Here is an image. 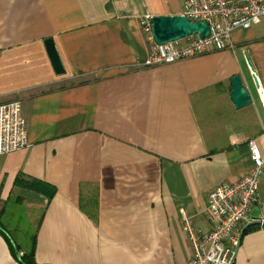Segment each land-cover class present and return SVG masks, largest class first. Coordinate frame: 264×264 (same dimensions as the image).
<instances>
[{
    "label": "crops",
    "instance_id": "0c3cea01",
    "mask_svg": "<svg viewBox=\"0 0 264 264\" xmlns=\"http://www.w3.org/2000/svg\"><path fill=\"white\" fill-rule=\"evenodd\" d=\"M184 3L0 0V105L21 103L29 143L0 156V264H22L34 243L36 264H187L182 212L208 232L210 192L252 169L251 141L264 155V19L235 30L228 49L144 65L142 20L181 15ZM234 76L251 98L241 109ZM260 197L254 216L264 182ZM234 264H264V227L243 235Z\"/></svg>",
    "mask_w": 264,
    "mask_h": 264
},
{
    "label": "built area",
    "instance_id": "2783aa9c",
    "mask_svg": "<svg viewBox=\"0 0 264 264\" xmlns=\"http://www.w3.org/2000/svg\"><path fill=\"white\" fill-rule=\"evenodd\" d=\"M181 15L190 22L207 23L209 35L202 38L199 34H190L163 45L157 44L151 35L150 53L144 65L173 64L212 50L230 48L235 30L250 29L264 19V0H185ZM150 19L142 20L146 33H151ZM28 146L21 103L13 101L0 105V156ZM249 149L252 169L235 183L215 187L208 196V232L196 230L182 212L192 245L187 264H234L245 230L252 225L264 227V212L254 216L255 209L263 206L260 186L264 182V155L254 141L249 143Z\"/></svg>",
    "mask_w": 264,
    "mask_h": 264
},
{
    "label": "water",
    "instance_id": "95a60500",
    "mask_svg": "<svg viewBox=\"0 0 264 264\" xmlns=\"http://www.w3.org/2000/svg\"><path fill=\"white\" fill-rule=\"evenodd\" d=\"M151 35L153 40L160 45L175 42L188 37L190 34H199L204 38L209 35V27L205 22H190L185 16H158L151 17ZM47 52L54 67L56 74L64 72L62 63L52 40L45 42ZM248 67L252 73L253 81L258 90L262 93L261 82L254 70L252 63L247 58ZM232 91L230 98L237 109L248 106L251 98L246 91L240 76H234L230 80ZM243 237V236H242Z\"/></svg>",
    "mask_w": 264,
    "mask_h": 264
},
{
    "label": "trees",
    "instance_id": "16d2710c",
    "mask_svg": "<svg viewBox=\"0 0 264 264\" xmlns=\"http://www.w3.org/2000/svg\"><path fill=\"white\" fill-rule=\"evenodd\" d=\"M16 185L26 188L30 191L36 192L38 194H41L48 198L49 200H52L53 197L56 194V189L52 186L46 185L42 182L36 181V180H25V179H18L16 181ZM258 229V225H252L249 228H247L243 235H247L250 232H253ZM34 253H35V243L32 246V249L25 253L22 257L19 258L20 262L22 264H36L34 260Z\"/></svg>",
    "mask_w": 264,
    "mask_h": 264
},
{
    "label": "rangeland",
    "instance_id": "374dc122",
    "mask_svg": "<svg viewBox=\"0 0 264 264\" xmlns=\"http://www.w3.org/2000/svg\"><path fill=\"white\" fill-rule=\"evenodd\" d=\"M147 35L151 36V33L147 32ZM27 226H28V224H26L25 222H22L21 228H22V231L26 234V235L25 234L23 235V238L25 239L24 242L27 241V236H28V233L30 232V227L29 226L27 227ZM26 228H27V230H26Z\"/></svg>",
    "mask_w": 264,
    "mask_h": 264
}]
</instances>
